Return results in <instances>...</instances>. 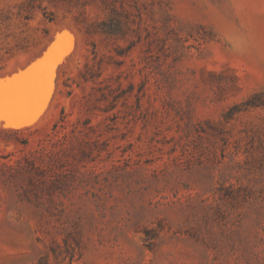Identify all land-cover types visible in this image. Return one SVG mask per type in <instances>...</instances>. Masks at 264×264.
<instances>
[{"label": "rangeland", "instance_id": "374dc122", "mask_svg": "<svg viewBox=\"0 0 264 264\" xmlns=\"http://www.w3.org/2000/svg\"><path fill=\"white\" fill-rule=\"evenodd\" d=\"M0 81V264H264V0H0Z\"/></svg>", "mask_w": 264, "mask_h": 264}, {"label": "snow or ice", "instance_id": "6c2138e0", "mask_svg": "<svg viewBox=\"0 0 264 264\" xmlns=\"http://www.w3.org/2000/svg\"><path fill=\"white\" fill-rule=\"evenodd\" d=\"M51 78V69L46 62L37 66L33 73L29 74V79L21 84L15 85L8 90V95L15 104L18 97L26 95L35 99L39 95H47V81ZM7 82L0 81V119H3V98L4 84Z\"/></svg>", "mask_w": 264, "mask_h": 264}, {"label": "trees", "instance_id": "16d2710c", "mask_svg": "<svg viewBox=\"0 0 264 264\" xmlns=\"http://www.w3.org/2000/svg\"><path fill=\"white\" fill-rule=\"evenodd\" d=\"M260 94L261 93L256 92L250 97H248L244 102H242V107L244 109L254 108V107H264V99L260 98Z\"/></svg>", "mask_w": 264, "mask_h": 264}, {"label": "bare ground", "instance_id": "6f19581e", "mask_svg": "<svg viewBox=\"0 0 264 264\" xmlns=\"http://www.w3.org/2000/svg\"><path fill=\"white\" fill-rule=\"evenodd\" d=\"M48 90V89H47ZM49 91V90H48ZM48 93V92H47ZM49 95V94H48ZM43 97V96H42ZM26 98V97H25ZM23 99V98H22ZM28 99V98H27ZM44 99V98H43ZM48 99V98H47ZM25 102V100H23ZM15 106V105H14ZM46 106V105H45ZM17 107V106H16ZM20 107V106H19ZM25 107V106H24ZM21 109V108H20ZM47 109V107H46ZM46 109L44 111H46ZM24 110V109H23ZM20 111V110H19ZM24 115V114H23ZM38 116V115H37ZM23 117V116H22ZM36 121V120H35Z\"/></svg>", "mask_w": 264, "mask_h": 264}]
</instances>
